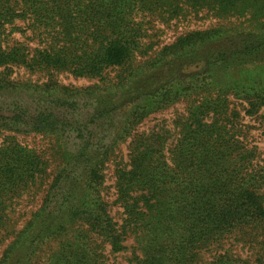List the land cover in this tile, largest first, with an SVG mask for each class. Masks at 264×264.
I'll return each mask as SVG.
<instances>
[{"label":"trees","instance_id":"trees-1","mask_svg":"<svg viewBox=\"0 0 264 264\" xmlns=\"http://www.w3.org/2000/svg\"><path fill=\"white\" fill-rule=\"evenodd\" d=\"M23 89L92 99L110 141L72 152L50 113L3 118L0 264H264V157L235 105L264 109V0H0V90Z\"/></svg>","mask_w":264,"mask_h":264},{"label":"rangeland","instance_id":"rangeland-1","mask_svg":"<svg viewBox=\"0 0 264 264\" xmlns=\"http://www.w3.org/2000/svg\"><path fill=\"white\" fill-rule=\"evenodd\" d=\"M210 22L199 21L197 25H192L191 28L206 27ZM174 36V35H173ZM170 34V38H173ZM17 40H23V36L18 33L15 35ZM175 38V37H174ZM19 73L17 76L21 79H31L33 82H37V75H29L26 71L20 69L17 71ZM16 73V74H17ZM60 82L64 85L75 86V87H86L92 85L95 81L85 78H75L74 76L61 74L59 76ZM45 81L41 79L40 82ZM57 104L55 100L43 96L41 91H35L33 89L19 90L15 92L0 90V124H2L3 118L6 120H14L15 116L18 115L19 118L23 120H28L32 116L43 114H52L53 117L59 118L63 122V127L65 131L62 132L66 147L72 152H77L85 142V140L91 138L92 142L96 144L103 140L104 142H109V125L103 122L101 119H94L92 117L93 113V102L92 99H81L74 106V109L66 110L63 107L55 106ZM235 105L241 112L243 123L249 129V140L251 146H257L264 157V109L255 117H250L245 114V109L241 107L239 101H235ZM174 111L167 112L166 114L155 115L152 119L146 121L142 125V130L150 132L155 129L156 125L163 121L162 119L172 116ZM8 123H10L8 121ZM22 124V123H21ZM16 127V126H15ZM20 128H25L24 125L18 126ZM78 130H81L79 134ZM108 131V132H107ZM7 134V133H5ZM18 141L30 148H34L40 154L48 153L49 146L47 141L40 135H15ZM50 153V152H49ZM120 157H124L127 154V143L122 144L120 150L118 151ZM120 157H117L118 160ZM115 161V158L113 159ZM55 165L53 163L52 168ZM115 171L116 165L114 162L109 163L108 169L106 170L107 182H106V193L110 201L114 200V185H115ZM122 209L118 206L113 207V214L116 215L117 220L121 217Z\"/></svg>","mask_w":264,"mask_h":264}]
</instances>
